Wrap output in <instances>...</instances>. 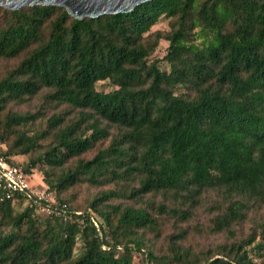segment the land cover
<instances>
[{"label": "trees", "instance_id": "16d2710c", "mask_svg": "<svg viewBox=\"0 0 264 264\" xmlns=\"http://www.w3.org/2000/svg\"><path fill=\"white\" fill-rule=\"evenodd\" d=\"M161 18L169 31L151 32ZM161 40L167 70L150 61ZM0 59H19L0 79V117L43 91V105L59 109L31 135L21 128L41 112H8L0 157L29 177L58 168L42 170L48 191L103 178L120 188L84 212L60 200L54 206L69 213L53 212L44 225L26 196L0 191V264H133L135 251L143 264H264V219L255 217L264 211V0H153L83 20L54 6L0 7ZM103 81L114 89L98 91ZM31 154L24 166L11 159ZM209 193L211 232L230 242L192 258L182 231L168 255L149 251L144 232L156 233L162 219L189 222ZM247 221L248 233L234 237Z\"/></svg>", "mask_w": 264, "mask_h": 264}, {"label": "rangeland", "instance_id": "374dc122", "mask_svg": "<svg viewBox=\"0 0 264 264\" xmlns=\"http://www.w3.org/2000/svg\"><path fill=\"white\" fill-rule=\"evenodd\" d=\"M2 8V7H1ZM26 8V7H24ZM5 9V8H4ZM63 9V8H62ZM7 10V9H6ZM168 19L161 18L158 23L152 27L151 32L155 31H162L167 32L169 31L168 26ZM168 43L161 40L158 44V47L150 57V61L157 60L159 61V68L161 70H167V65L164 61H161L162 58L166 54ZM19 59L14 60H2L0 59V79L5 75V73L12 69L14 66L17 65ZM96 89L100 92H109L114 89V86L111 85L109 81H103L96 84ZM183 89H178V93H183ZM45 91L41 92L39 95H37L34 98H31L27 100L26 102L20 103V104H8L5 109L1 113L0 120L4 119L8 112H15V113H34L36 111H40L39 114L40 119H37L35 122L29 124L26 127L21 128L25 132H27L29 135L44 131L46 130V120L51 115L56 113L59 109H56L55 106H44L43 105V94ZM64 108V107H62ZM115 131V130H113ZM13 134H9L7 136V140L10 141ZM52 140V137L49 136L42 141H40V144L42 146H46L49 144ZM107 145V142L104 144ZM6 141L1 140L0 141V152L6 151ZM98 148V147H95ZM91 150L88 154H85L82 158L88 159L90 158L96 150ZM34 157V154L31 155H16L11 157L12 161L20 166H24V164L31 158ZM76 160L71 159L68 161L65 165V168H70L75 165ZM46 168L43 166H39L32 170L31 176L29 177L30 185L33 188L34 192L38 194L39 196H42L43 203L50 204L51 206L54 204H57L60 200H63L68 203L71 210H79L81 212L87 211L88 205L91 202V200L107 191V190H117L119 191L120 188L116 183L109 182L107 179H102V184L100 185H93L89 184L85 179H82L75 183L71 188L68 190L56 193L52 191L47 190V186L45 185L43 179L45 178V175L43 174L42 170H45ZM48 170L50 176H56L60 170L58 168L56 169H46ZM154 200L159 201V198H154ZM215 200V194L209 193L207 194L201 201V206L195 210L194 215L192 219L187 223H176L174 220L169 219H162L160 222L159 230L155 233L150 230L143 233V237L145 240V243L148 246L149 251L153 252L156 255L162 256V255H168V248L171 245V242L174 241L177 237L179 232L185 231V240L180 241L179 244L182 245L183 248H189L190 252L189 255L192 258H199L202 259L205 256V252L207 250H212L215 246L227 243L231 241V238L228 236L222 234H213L211 232V224L212 219L216 214V211L212 214L210 212L209 206L211 203ZM114 204H121V205H131L136 206L138 203H135L133 201H128L126 199L120 200L117 199L113 202ZM16 211L21 212L23 210V206L16 205L14 206ZM215 210V209H214ZM259 214V216L257 215ZM255 214V217L257 220H263L264 219V211H261L259 213ZM49 214L46 212H42L41 210H36L35 218L37 219L38 223L40 225H44L45 222L48 220L47 218ZM251 226L250 223L244 222L242 224H239L232 228V232L234 234V237L241 238L243 235L248 233V229ZM8 231V229H7ZM261 242V238L258 237L256 239V242L254 243V246L256 244H259ZM262 244L263 248L260 251H264V243ZM80 245H78L79 248ZM251 256L255 259L258 258V255L260 254V251L256 249V247H249ZM256 252H255V251ZM147 257L144 254H141L137 251L134 252L133 255V264H143L146 262ZM258 260V259H255Z\"/></svg>", "mask_w": 264, "mask_h": 264}, {"label": "water", "instance_id": "95a60500", "mask_svg": "<svg viewBox=\"0 0 264 264\" xmlns=\"http://www.w3.org/2000/svg\"><path fill=\"white\" fill-rule=\"evenodd\" d=\"M150 1L153 0H0V7L16 11L24 7L54 6L65 8L67 14L76 20H83L127 14ZM92 223L95 224L93 220Z\"/></svg>", "mask_w": 264, "mask_h": 264}, {"label": "built area", "instance_id": "2783aa9c", "mask_svg": "<svg viewBox=\"0 0 264 264\" xmlns=\"http://www.w3.org/2000/svg\"><path fill=\"white\" fill-rule=\"evenodd\" d=\"M0 191L9 193H21L26 196L33 204L38 206V210L51 214L56 213H69V211L63 207L59 208L48 203L44 204L43 197L34 192L30 185L29 176L25 174L20 168L10 166L4 158L0 157ZM94 221V219L91 217ZM94 225L97 227L96 222Z\"/></svg>", "mask_w": 264, "mask_h": 264}, {"label": "bare ground", "instance_id": "6f19581e", "mask_svg": "<svg viewBox=\"0 0 264 264\" xmlns=\"http://www.w3.org/2000/svg\"><path fill=\"white\" fill-rule=\"evenodd\" d=\"M63 9H65V8H63Z\"/></svg>", "mask_w": 264, "mask_h": 264}]
</instances>
